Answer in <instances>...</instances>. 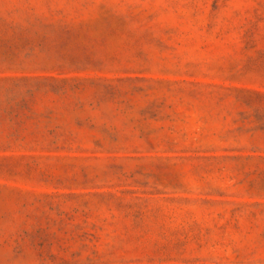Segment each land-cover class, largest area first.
<instances>
[{
	"label": "rangeland",
	"instance_id": "rangeland-1",
	"mask_svg": "<svg viewBox=\"0 0 264 264\" xmlns=\"http://www.w3.org/2000/svg\"><path fill=\"white\" fill-rule=\"evenodd\" d=\"M0 264H264V0H0Z\"/></svg>",
	"mask_w": 264,
	"mask_h": 264
}]
</instances>
